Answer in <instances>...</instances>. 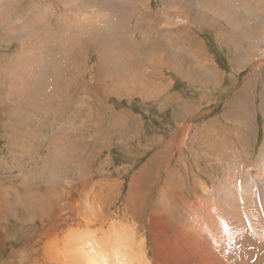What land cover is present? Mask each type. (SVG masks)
Instances as JSON below:
<instances>
[{"label": "rangeland", "instance_id": "374dc122", "mask_svg": "<svg viewBox=\"0 0 264 264\" xmlns=\"http://www.w3.org/2000/svg\"><path fill=\"white\" fill-rule=\"evenodd\" d=\"M113 1L0 0V264H217L174 242L167 174L201 198L254 169L264 0Z\"/></svg>", "mask_w": 264, "mask_h": 264}, {"label": "bare ground", "instance_id": "6f19581e", "mask_svg": "<svg viewBox=\"0 0 264 264\" xmlns=\"http://www.w3.org/2000/svg\"><path fill=\"white\" fill-rule=\"evenodd\" d=\"M86 1H87V3H89L91 0H86ZM106 1L108 2L107 4L110 5V6H105L106 9H108V10L111 9L113 11L119 10L118 6L115 5L116 3L113 0H106ZM170 1H172V0H170ZM4 2H5V0H4ZM144 4H146V3H144ZM202 4H205V3H202ZM64 6H65V3H64ZM205 7H206V4H205ZM168 8H170V7H168ZM171 8H173V7H171ZM169 13H170V11H169ZM84 19L85 18L83 17L81 21H84ZM151 19H153V18L151 17L150 20ZM150 20H149V22H150ZM176 21H178V20H176ZM147 22H148V20H147ZM165 22H168V21L166 20ZM178 23H179V21H178ZM170 24L172 25L175 23L172 22ZM157 25H159V24H157ZM164 25L167 26L166 24H164ZM168 25H169V23H168ZM73 27H75V26H73ZM100 30H102V29H100ZM138 30H141V29H138ZM99 33H101V32H99ZM115 38H114V43H116ZM74 42H76V41H74ZM155 50L153 48L152 51H155ZM159 50L163 51V49H159ZM152 51H150V52H152ZM147 54L145 53V55H147ZM99 55H100V53H99ZM99 55H98V57H99ZM110 55H112V54H110ZM149 56H150V53H149ZM149 56H148V60H149ZM152 57H153V55H152ZM174 58H175V56H174ZM262 61H264V60H262ZM259 63H261V62H259ZM56 64H58V63H56ZM125 64H126V62H125ZM120 65H121V63H120ZM122 65H123V63H122ZM22 70L24 71V69H22ZM120 78H122V77H120ZM143 79H145V78H143ZM122 80H124V79H122ZM114 83L115 82H113V84ZM124 84L126 85L125 82H124ZM135 84H137V83H135ZM116 86L121 87L118 84ZM122 86H123V84H122ZM141 88H142L141 91H143L144 87L141 86ZM149 88H150V93L153 92V94H154V91L158 89V88L156 89V87L154 85H151ZM139 90H140V88H139ZM148 91H149V89H148ZM158 92H160L159 89H158ZM158 92H156V93H158ZM145 94H146V91H144L143 95H145ZM146 98H148V97H146ZM22 100H23V98H22ZM176 121H177V119H176ZM183 123H185V122H183ZM253 124H255V123H253ZM178 127H179L178 130H181L182 137L180 136V141L178 140L177 144L175 145L176 149H180L181 147L188 148V146H189L190 148H188L187 150H189V153L193 152V154L195 155V156H193L194 160L197 161L199 158L203 157V153L201 151L204 148H201L200 150L197 149L198 145L200 144L199 141H196L195 137L197 135L196 134L190 135L189 131H188V129H189L188 126L181 127L180 125H178ZM250 131H251V129H250ZM253 132L255 133V131H253ZM177 133H178V131H177ZM179 134H180V132H179ZM186 135H188L187 137H190V140L193 139V141H185L184 137ZM237 136L240 138L239 135H237ZM228 137L231 138L232 136H228ZM253 137L251 136V138H253ZM220 138H221V136H220ZM222 138H223V135H222ZM242 138H247V137H242ZM178 139H179V136H178ZM225 140L226 139H224L223 142ZM232 141L231 142L228 141L226 143V144H228L227 146H229V143H233ZM250 141L251 140H249V142ZM245 142H247V141L245 140ZM252 143H253V141H252ZM252 143H250V145ZM196 144H197V147H196ZM223 144L224 143H222V145ZM236 144H234V146ZM253 144H255V142ZM171 146H173L172 143H171ZM200 146H201V144H200ZM212 146H214V145L212 144L211 147ZM231 146H233V145H231ZM231 146H229L230 148L228 147L227 149H225L226 147L224 148V150L226 152L225 156H232V152H233L232 149H234L236 147L231 148ZM240 152H241V150H240ZM236 153H237V151H236ZM253 153H254V151H253ZM221 154H224V152L223 153L221 152ZM237 154L239 155V153H237ZM221 156L222 155L219 156L216 153H213L212 159L217 158V160H219V162H221L222 161ZM225 156H224V158H225ZM237 156H235V157H237ZM205 158H207V157H205ZM172 159H173V156H172ZM226 159H228V158L226 157ZM217 160L214 159V161L218 163ZM248 160H249V158H248ZM239 162H241V160ZM246 162H249V161H246ZM205 163L207 164L208 162H205ZM230 164H231V162H230ZM230 164L225 163V165H228V168H227L228 172L224 171L227 174L226 175L224 174L225 176L222 178V180L218 183V185L216 187L215 186L210 187L209 184H207L208 185V187H207L205 183L203 184L201 181L200 182L197 181L196 185H197L199 190H201V189L204 190L203 189L204 186H205V188L208 189V191L205 192V195L203 194L204 196H201V198H194L193 196L190 197L191 193H190V195L187 194V193H189V190H188L189 188L184 189L180 185H175L176 187L174 186V183L176 180L175 178H177V177L174 176L173 169H171L170 174L169 173L167 174V179L170 178L171 181H170V184L166 185V187L168 188V191H169V195H167V194L166 195L170 196V199H171L172 210L174 212L172 214L173 220L178 222L176 227H175V230L173 232V240L176 244H178V246L183 251L188 252V253L193 254V255H196V256H199V257L210 258V259L214 260L217 264H264V143H263L262 147L260 148L259 156H258V159L256 160L255 165L253 164L254 169L252 171H250V173L249 172L243 173V171H241L240 167L238 168V163H232L231 166H230ZM192 165L194 166L193 162H192ZM186 167H187L186 163L182 162L177 167V168H180V170L177 169V171L182 172V169H185ZM242 167H243V164H242ZM168 169H169V167H168ZM252 173H253V175H252ZM153 174H155V173H153ZM191 175L192 174L188 173L187 177H190ZM239 175H241V177ZM186 179L188 180V178H186ZM192 183L194 185V181ZM191 189H195V188L191 187ZM184 190H186V192H187L185 194V196H183L182 194L179 196V194L183 193L182 191H184ZM187 197L188 198L190 197L193 199L187 200ZM161 198H163V197L161 196ZM256 200H258V202H256ZM212 203H213V206H215V207H212V209H211ZM179 211L180 212L182 211L183 214L178 215ZM82 258H83L82 256H78V259H82Z\"/></svg>", "mask_w": 264, "mask_h": 264}, {"label": "crops", "instance_id": "0c3cea01", "mask_svg": "<svg viewBox=\"0 0 264 264\" xmlns=\"http://www.w3.org/2000/svg\"><path fill=\"white\" fill-rule=\"evenodd\" d=\"M210 124H212L213 127H215V125H216L215 123H210ZM217 128H218V127H215V129H217ZM218 130L220 131V129H217L216 131L218 132ZM217 132H216V133H217ZM211 138H212V137H211ZM211 165H212V164H211ZM211 165H210V166H211ZM211 169L213 170V168H211ZM212 175H213V172H211V176H212ZM212 177H213V176H212ZM208 184H209V183H208Z\"/></svg>", "mask_w": 264, "mask_h": 264}]
</instances>
